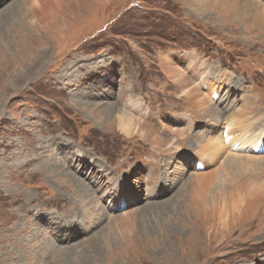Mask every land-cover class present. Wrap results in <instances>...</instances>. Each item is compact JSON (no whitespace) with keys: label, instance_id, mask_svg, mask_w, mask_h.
<instances>
[{"label":"rangeland","instance_id":"obj_1","mask_svg":"<svg viewBox=\"0 0 264 264\" xmlns=\"http://www.w3.org/2000/svg\"><path fill=\"white\" fill-rule=\"evenodd\" d=\"M21 2L0 0V264H264V0H42L61 35Z\"/></svg>","mask_w":264,"mask_h":264},{"label":"bare ground","instance_id":"obj_2","mask_svg":"<svg viewBox=\"0 0 264 264\" xmlns=\"http://www.w3.org/2000/svg\"><path fill=\"white\" fill-rule=\"evenodd\" d=\"M33 1H34V4H31L30 0H22L21 3H22L23 10L26 11V14L31 16V19H30L31 27H34L37 32H39V33L45 32L46 33L50 29L57 27V30H55L54 32L57 35H61L63 33L64 26L70 25L71 19L69 17H68V19H64V20L60 19L61 14L64 13V8H62L63 6L61 3L56 2L53 6H48V5H44L42 0H33ZM40 24H42L41 28L38 27V25H40ZM180 82L183 83L184 81H180ZM206 84H207V86H209V88H211L210 82L206 81V83L204 85H206ZM185 91H187V95H190V93L193 94V93L197 92L195 89H190V88H189V90L186 89ZM126 124H129V123L126 122ZM127 134H128V132H127ZM243 142H242V144H243ZM237 144L238 145L235 146V148H237V149H242L245 145V144L241 145L240 142H238ZM211 149H213L215 151L218 148L212 146Z\"/></svg>","mask_w":264,"mask_h":264}]
</instances>
